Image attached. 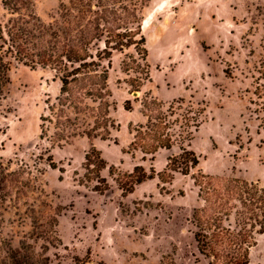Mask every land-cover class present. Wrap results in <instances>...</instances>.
I'll return each instance as SVG.
<instances>
[{"label":"rangeland","instance_id":"rangeland-1","mask_svg":"<svg viewBox=\"0 0 264 264\" xmlns=\"http://www.w3.org/2000/svg\"><path fill=\"white\" fill-rule=\"evenodd\" d=\"M62 1L32 0L33 12L48 23ZM140 15L151 79L136 95L129 94L125 82L140 75L123 73L120 64L125 56L136 62L139 57L133 48L113 54L109 116L118 129L107 141L75 137L57 147L41 139L40 117L49 116L47 106L55 104L59 81L49 69L13 65L9 73L0 102V163L29 173L31 185L18 209L3 212L1 236L13 247L32 243L33 226L57 216L60 244L48 248L50 264H208L193 237L192 213L201 200L190 176L173 173L169 182L155 177L121 196L116 181L122 174L136 165L162 174L166 158L179 154L177 145L160 150L152 161L129 148L128 126L145 122L142 99H155L164 110L178 98L194 107L205 103L204 122L188 147L199 157L191 174L264 186V98L252 94L264 61V0H148ZM6 19L0 2L1 27ZM126 100L132 112L123 110ZM44 128L52 134V126ZM92 146L107 163L100 173L109 185L104 194L93 191L95 181L83 179L84 155ZM48 156L64 173L48 166ZM249 260L264 264V236L257 237Z\"/></svg>","mask_w":264,"mask_h":264},{"label":"trees","instance_id":"trees-1","mask_svg":"<svg viewBox=\"0 0 264 264\" xmlns=\"http://www.w3.org/2000/svg\"><path fill=\"white\" fill-rule=\"evenodd\" d=\"M0 2L7 16L5 24L0 26V102L6 97L13 65L30 70L49 69L60 88L55 104L47 102L49 116L40 117V138L57 147L75 137L109 140L110 131L118 129L109 116L113 107L108 87L113 54L133 48L139 57L136 62L133 57L125 56L120 64L123 73L140 75L125 82L129 94L139 92L143 83L151 79L140 15L148 0H64L48 23L33 12L32 0ZM257 72L259 77L255 79L252 94L262 99L264 84L260 81H264V61ZM204 105L194 107L190 101L178 98L164 110L161 102L142 99L140 113L145 122L128 126L132 134L129 148L150 156L152 161L160 150L169 151L177 145L179 154L166 158L162 174L153 167L146 171L136 165L130 173L118 177L116 183L121 196L126 197L135 187L155 177L169 182L173 173L190 176L201 200V206L192 213L193 237L199 254L208 264H251L250 250L255 247L257 237L264 236V186L234 177L191 174L199 165V157L188 147L204 122ZM122 108L132 112V102L126 100ZM45 125L52 126L51 135ZM47 163L51 169L64 173L51 156ZM82 167L83 179L96 182L93 191L104 194L109 190L100 175L107 163L94 146L84 155ZM111 169L110 166L109 173ZM30 185L29 173L9 171L0 163V264H50L48 248L60 244L55 235L57 216L48 217L44 226H33L36 231L32 243L22 242L13 247L2 238L3 212L10 207L18 209L19 198L27 196ZM40 240L44 243L38 246Z\"/></svg>","mask_w":264,"mask_h":264},{"label":"water","instance_id":"water-1","mask_svg":"<svg viewBox=\"0 0 264 264\" xmlns=\"http://www.w3.org/2000/svg\"><path fill=\"white\" fill-rule=\"evenodd\" d=\"M134 95H136V94H134Z\"/></svg>","mask_w":264,"mask_h":264}]
</instances>
